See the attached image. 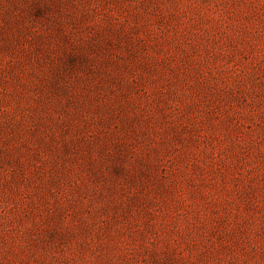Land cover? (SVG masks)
I'll return each instance as SVG.
<instances>
[{
	"label": "rangeland",
	"instance_id": "374dc122",
	"mask_svg": "<svg viewBox=\"0 0 264 264\" xmlns=\"http://www.w3.org/2000/svg\"><path fill=\"white\" fill-rule=\"evenodd\" d=\"M0 264H264V0H0Z\"/></svg>",
	"mask_w": 264,
	"mask_h": 264
}]
</instances>
